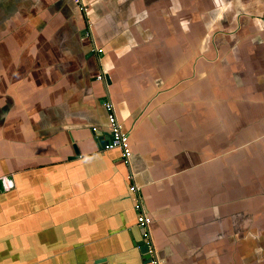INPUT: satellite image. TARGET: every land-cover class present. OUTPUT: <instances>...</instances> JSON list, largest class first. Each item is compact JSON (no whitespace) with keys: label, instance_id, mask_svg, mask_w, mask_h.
Segmentation results:
<instances>
[{"label":"crops","instance_id":"crops-1","mask_svg":"<svg viewBox=\"0 0 264 264\" xmlns=\"http://www.w3.org/2000/svg\"><path fill=\"white\" fill-rule=\"evenodd\" d=\"M84 1L0 0V264H152L130 173L161 264H264V0Z\"/></svg>","mask_w":264,"mask_h":264},{"label":"built area","instance_id":"built-area-1","mask_svg":"<svg viewBox=\"0 0 264 264\" xmlns=\"http://www.w3.org/2000/svg\"><path fill=\"white\" fill-rule=\"evenodd\" d=\"M79 9L83 12L86 13L87 11V4L85 3L84 0H72ZM86 36L92 37V32L90 30V27L85 31ZM95 52L100 53L102 52L101 48H95ZM97 79L104 81V75L103 73L98 74ZM102 104L106 107L108 114H107V120H108V139L104 145V148L107 149H112V148H117L121 152L122 159L124 163L129 166L130 164V158H131V145H130V140H129V134L123 130V127L120 123V121L117 118L114 106L111 102V99L107 98V96L103 99ZM95 131L96 129L93 128ZM130 179V184H129V192L133 193L135 195V201L133 204L134 210L136 212V219H137V224L142 230V242L140 245H146L148 250L146 254L148 256L145 258L147 261H149L152 264H161V260L158 258L157 253L154 248L151 232H150V223H151V218L148 215V210L144 203L142 202L141 197L137 193V185L134 181L133 174L130 173L128 175ZM139 245V247H140Z\"/></svg>","mask_w":264,"mask_h":264},{"label":"water","instance_id":"water-1","mask_svg":"<svg viewBox=\"0 0 264 264\" xmlns=\"http://www.w3.org/2000/svg\"><path fill=\"white\" fill-rule=\"evenodd\" d=\"M102 49V48H101ZM104 75V84L107 86V85H109L110 83H111V81H110V77L108 76V74H103ZM107 98H109V99H111V97H110V94H109V92L107 91ZM111 102H112V100H111ZM113 104V103H112ZM115 109V108H114ZM121 123V122H120ZM94 131V130H93ZM125 131V130H124ZM125 132H127V131H125ZM95 134H97V135H99V136H97V138H96V140H98L99 141V144H100V146H102V147H104V145H105V143H106V137H104V136H102L101 135V133L99 132V131H95L94 132ZM128 133V132H127ZM129 134V133H128ZM130 140V139H129ZM131 145V144H130ZM131 151H132V149H131ZM75 153L76 154H78V150L77 149H75ZM132 155V154H131ZM153 240V239H152ZM147 250H148V248H147V246L146 245H140V251L142 252V253H144L145 254V256L147 257L148 256V254H146V252H147Z\"/></svg>","mask_w":264,"mask_h":264}]
</instances>
